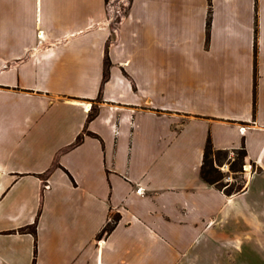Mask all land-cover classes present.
Returning <instances> with one entry per match:
<instances>
[{
    "label": "crops",
    "instance_id": "obj_1",
    "mask_svg": "<svg viewBox=\"0 0 264 264\" xmlns=\"http://www.w3.org/2000/svg\"><path fill=\"white\" fill-rule=\"evenodd\" d=\"M212 4L208 41L209 0H135L114 31L105 0H0V141L12 112L62 103L69 122L51 129L43 164L0 158V208L23 182L35 186L30 216L0 227V264H201L209 244L259 230L264 0ZM209 137L219 149L245 145L261 168L244 191L202 178ZM254 185L263 197L242 202ZM243 220L249 230L231 235ZM36 222V236L20 231Z\"/></svg>",
    "mask_w": 264,
    "mask_h": 264
},
{
    "label": "rangeland",
    "instance_id": "obj_2",
    "mask_svg": "<svg viewBox=\"0 0 264 264\" xmlns=\"http://www.w3.org/2000/svg\"><path fill=\"white\" fill-rule=\"evenodd\" d=\"M106 1V24L110 25L113 31L118 29L124 17L131 11L135 0H105ZM58 6L71 4L59 2ZM65 8V6H62ZM63 11H66L63 10ZM111 23V24H109ZM41 37V36H40ZM110 61L106 60V69H109ZM183 66V64H182ZM184 69H182L183 71ZM105 79V78H104ZM66 83V82H65ZM73 86V84H66ZM79 89L80 86H74ZM92 112L97 110L96 105L92 102L87 104ZM48 109V110H47ZM46 113H36L33 111L29 117L18 116L15 113H10L6 120V132L4 138L0 141V158L5 161H12L24 168H31L39 164H43L49 153L47 137L50 136L51 129L64 127L68 124L65 117L66 107L61 103L53 107L47 106ZM23 123V125H19ZM3 137V136H2ZM37 138V141H35ZM39 138V139H38ZM28 146L31 149H27ZM26 148V149H25ZM240 152H231L227 158L223 156L222 165H218L224 173V183L229 182L235 186L244 185L247 187L253 174L257 171V166L251 162H245L244 172H235L232 169V163L240 160ZM213 160L218 159V154L215 152L210 156ZM34 183L23 182L16 189L21 191L20 197H14L9 203L0 208V227L14 226L21 221L26 220L31 213L32 203L30 196L33 193ZM246 189V188H245ZM263 197L256 190V185L248 196L241 198L242 202L247 198L251 201L254 198ZM25 202V204H24ZM262 221L259 230H255L253 236L243 237L242 241L238 240H218L209 244L213 258L211 261L202 262L201 264H264V214H260ZM246 221H238L237 226H229L227 230L231 235L249 229ZM197 245V248L200 249Z\"/></svg>",
    "mask_w": 264,
    "mask_h": 264
},
{
    "label": "trees",
    "instance_id": "obj_3",
    "mask_svg": "<svg viewBox=\"0 0 264 264\" xmlns=\"http://www.w3.org/2000/svg\"><path fill=\"white\" fill-rule=\"evenodd\" d=\"M212 18H213V4H212V0H209V11H208V17H207V39L209 41L210 39V31H211V25H212ZM257 50V49H256ZM109 76V69H106L105 74H104V78L107 79ZM257 84H258V72H257V64H256V71H255V104L257 101ZM96 115L95 112L90 113L89 118L92 119L94 118ZM83 139L82 135H79L77 137L76 143H80ZM237 151H241L240 152V160L237 162V160H235L232 163V169L235 172H244V164L246 162V157L248 155L247 150L245 148V145H243L241 148L239 149H233V150H229V149H219V148H215L211 137L208 138L206 147H205V152H204V159H203V164L201 167V176L202 178L210 183L211 185H214L216 188H218L219 190L223 191L226 195H233L239 192H242L245 190L246 186L244 185H238L235 186L229 182L224 183V173L222 172V170L220 169V165H222V163L224 162L222 160L223 156L225 158H227L229 156V154L231 152H237ZM218 154V159L213 160L210 156L213 153ZM254 164V166L256 165L255 162H252ZM219 165V166H218ZM257 166V165H256ZM257 171H260V167L257 166ZM120 219V215H115L114 217H112V219L107 223V225L102 229V231L99 234V237L102 238L108 234H110L112 232V230L115 228L116 224L118 223ZM20 231L22 232H30L32 234H34L35 236L37 235V222L34 223L33 225H28L26 227H23L20 229ZM36 258L34 259L33 264H35Z\"/></svg>",
    "mask_w": 264,
    "mask_h": 264
},
{
    "label": "bare ground",
    "instance_id": "obj_4",
    "mask_svg": "<svg viewBox=\"0 0 264 264\" xmlns=\"http://www.w3.org/2000/svg\"><path fill=\"white\" fill-rule=\"evenodd\" d=\"M40 36H42V33H41V35ZM43 37V36H42ZM88 108H90V107H88Z\"/></svg>",
    "mask_w": 264,
    "mask_h": 264
}]
</instances>
